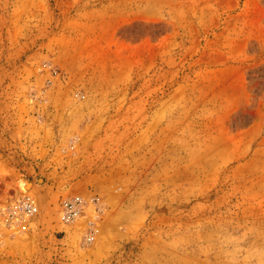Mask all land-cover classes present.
Returning <instances> with one entry per match:
<instances>
[{
  "label": "rangeland",
  "instance_id": "rangeland-1",
  "mask_svg": "<svg viewBox=\"0 0 264 264\" xmlns=\"http://www.w3.org/2000/svg\"><path fill=\"white\" fill-rule=\"evenodd\" d=\"M0 264H264V0H0Z\"/></svg>",
  "mask_w": 264,
  "mask_h": 264
},
{
  "label": "built area",
  "instance_id": "built-area-1",
  "mask_svg": "<svg viewBox=\"0 0 264 264\" xmlns=\"http://www.w3.org/2000/svg\"><path fill=\"white\" fill-rule=\"evenodd\" d=\"M79 203L80 202L78 198H73L68 203H64L60 218L67 222L76 218L80 211ZM17 207L26 215H32L36 210L35 207L31 203H29L27 199L20 200ZM86 239L90 240L91 238L87 237Z\"/></svg>",
  "mask_w": 264,
  "mask_h": 264
}]
</instances>
